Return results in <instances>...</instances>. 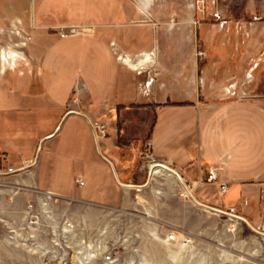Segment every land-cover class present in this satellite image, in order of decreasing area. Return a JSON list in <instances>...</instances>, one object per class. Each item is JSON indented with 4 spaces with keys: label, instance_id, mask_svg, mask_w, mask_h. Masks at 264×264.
<instances>
[{
    "label": "crops",
    "instance_id": "1",
    "mask_svg": "<svg viewBox=\"0 0 264 264\" xmlns=\"http://www.w3.org/2000/svg\"><path fill=\"white\" fill-rule=\"evenodd\" d=\"M32 2L33 18L24 10L26 0L0 3V23H18L28 37L20 60L3 62L0 73L4 171L31 166L41 147L36 165L22 171L31 174L30 182L39 190L67 197L80 190L85 201L127 207L133 191L157 178L182 191L181 181L165 170L157 171L143 188L113 186L115 173L120 181L128 177L129 184L137 185L147 170L148 180L145 162L150 159L179 173L202 204L240 214L251 225L262 223L264 94L245 93L249 83H242L241 70H254L252 54L229 53L238 48L239 38L247 39L248 49L263 46L264 30L217 31L213 36L210 31L196 32L189 29L186 2L147 0V12L158 6L164 15L157 45L139 52L123 48L127 58L121 63L107 38L94 37V30L71 34L68 30L77 25L52 24L49 13H42L38 24L36 0ZM210 35V62H199L194 59L195 39ZM240 54L248 65H234ZM72 111L79 114H69ZM113 112L126 119L128 138H146L144 145H71V120L87 126L85 117L94 124ZM106 124L116 128L114 121ZM137 150L141 161L133 171L132 158L122 159L119 152L132 155ZM145 154L150 156L146 161ZM210 169L217 170V182L197 184L207 179ZM81 180L85 184L80 188L76 181ZM220 183L227 184L226 194H221ZM208 193L217 194L219 202Z\"/></svg>",
    "mask_w": 264,
    "mask_h": 264
},
{
    "label": "rangeland",
    "instance_id": "2",
    "mask_svg": "<svg viewBox=\"0 0 264 264\" xmlns=\"http://www.w3.org/2000/svg\"><path fill=\"white\" fill-rule=\"evenodd\" d=\"M145 1L36 0L37 23H42V13H49L52 24L77 25L68 30L71 34L94 30V37H106L107 41L102 40L125 63L123 48L139 52L157 45L164 15L158 6L148 13ZM182 1L187 3L190 30L210 31L212 36L217 31L264 30V4L259 0ZM26 2L23 9L33 18L34 3ZM216 14L222 20H217ZM212 36L195 39V60L210 62ZM27 38L18 23H0V73L10 60H20ZM237 42L238 48L231 50L230 57L232 53L249 52V62L254 66L252 71L241 70L242 83H249L245 93L264 94V44L248 49L247 39ZM241 54L233 59L235 66L249 64ZM125 120L115 113L98 118L93 125L105 126V136L96 134L98 143L89 123L86 126L81 120H71V145H144L146 138H128L130 129ZM109 121L116 122V128L108 127ZM119 153L122 159L130 156V168L136 170L141 161L138 150L132 155ZM143 156L145 161L149 159ZM149 164L145 162V167ZM30 175H0V264H264V220L252 223L253 230L242 221L199 206L191 196L181 197V191L172 190L169 181L157 178L148 187L133 191L129 205L120 207L85 201L86 195L81 196L80 190H72L70 197L49 194L30 182ZM147 175L145 170L135 184H145ZM121 180L124 184L131 182L128 177ZM112 184L120 186L116 178ZM76 185L80 187L77 181ZM74 186L73 181L71 189ZM208 196L219 202L217 194ZM168 235L175 241L169 242Z\"/></svg>",
    "mask_w": 264,
    "mask_h": 264
},
{
    "label": "water",
    "instance_id": "3",
    "mask_svg": "<svg viewBox=\"0 0 264 264\" xmlns=\"http://www.w3.org/2000/svg\"><path fill=\"white\" fill-rule=\"evenodd\" d=\"M69 114H79V113L72 111V112L69 113ZM81 116H83V115H81ZM83 117H85V116H83ZM85 118H86V120L89 122V124L91 125L92 131H93V134H94V137H95V139H96V141H97V143H98V139H97L96 132H95V129H94L93 124L90 122V120H89L87 117H85ZM40 152H41V147H40V149H39V152H38V156H37V158H36V161H35L31 166L25 167V168H23V169H21V170H19V171L14 172V173H13V172H12V173H5V174H1V175H2V176H3V175L10 176V175H14V174H16V173L22 172V171H24V170H26V169H29V168H31V167H34V166L36 165V162H37V160H38V157H39V155H40ZM101 156H102V155H101ZM107 161H108V160H107ZM108 162H109V164L112 166V168L114 169L113 164H112L110 161H108ZM158 166H159L158 169L162 168V170L168 171V172H170L171 174L175 175V176L181 181V183L183 184V186L185 187V189H186V190H189L187 183L182 179V177L179 175V173H177L174 169H172L171 167H168V166H166V165H162V164H158ZM157 171H158V170H157ZM157 171H156L155 168L150 169V171H149V177H148L147 183H146L145 185H143V186H142V185H133V184H124V183H122V182L118 179L116 173H115V178H116L118 184L121 185V186H124V187H130V188H143V187H145L146 185H148V184L151 182L153 175H154ZM191 196H192L193 200L195 201V203H197L199 206H201V207H203V208H205V209H207V210H209V211H212V212H215V213H218V214H222V215H226V216H229V217H231V218H235V219H237V220H239V221H242V222L246 223V224L249 225L251 228H253L252 225H251V223L248 222L244 217H242V216H240V215H238V214H235V213H233V212H231V211H226V210H222V209H219V208H215V207H212V206H208V205L202 204V203L198 202V201L195 199V197L193 196V194H191ZM253 230H255V229L253 228Z\"/></svg>",
    "mask_w": 264,
    "mask_h": 264
},
{
    "label": "built area",
    "instance_id": "4",
    "mask_svg": "<svg viewBox=\"0 0 264 264\" xmlns=\"http://www.w3.org/2000/svg\"><path fill=\"white\" fill-rule=\"evenodd\" d=\"M201 3V2H200ZM215 18L217 20H222V17L219 15V14H216L215 15ZM200 55H204V53H201ZM94 129H95V132L97 134V132H100L102 134V136H105V126L104 125H94ZM147 157L149 158V154H146ZM0 164H1V158H0ZM13 171H8L7 173H12ZM216 172L217 170L216 169H210L209 170V175L206 179V181H199L197 184L201 185L203 184L204 182H207V183H215L217 182V175H216ZM3 174V171H2V168H1V165H0V175ZM77 183L79 184L80 187H83L84 186V181H77ZM220 192L221 194H226L227 193V184L226 183H220ZM188 186H189V189L191 190L192 189V186L188 183ZM180 196L185 198V199H189V194L187 192V190L185 189H182L181 193H180ZM232 212V211H231ZM170 238H173V235H168Z\"/></svg>",
    "mask_w": 264,
    "mask_h": 264
},
{
    "label": "bare ground",
    "instance_id": "5",
    "mask_svg": "<svg viewBox=\"0 0 264 264\" xmlns=\"http://www.w3.org/2000/svg\"><path fill=\"white\" fill-rule=\"evenodd\" d=\"M149 161H151V162H155V161H152V160H150L149 159ZM151 162H149L150 164H149V170L150 169H152V168H159V166H158V164H161V163H151ZM162 165H165V164H162ZM153 166V167H152ZM167 166V165H166ZM157 169H156V171H157ZM159 170H162V168H160V169H158V171ZM157 173V172H156ZM183 185V184H182ZM188 185V184H187ZM122 187H124V186H122ZM184 187V186H183ZM188 188H189V186H188ZM184 189H185V187H184ZM186 190V189H185ZM187 192H188V194H189V197L191 196V194H192V192H191V190L189 189V190H187ZM192 197V196H191ZM193 199V198H192ZM196 199V198H195ZM197 200V199H196ZM198 201V200H197ZM199 202V201H198ZM235 219V218H234ZM167 240L169 241V242H174L175 241V237L173 236V238H170L169 236L167 237Z\"/></svg>",
    "mask_w": 264,
    "mask_h": 264
},
{
    "label": "trees",
    "instance_id": "6",
    "mask_svg": "<svg viewBox=\"0 0 264 264\" xmlns=\"http://www.w3.org/2000/svg\"><path fill=\"white\" fill-rule=\"evenodd\" d=\"M146 140V139H145Z\"/></svg>",
    "mask_w": 264,
    "mask_h": 264
}]
</instances>
